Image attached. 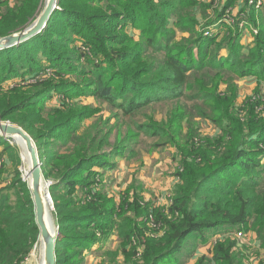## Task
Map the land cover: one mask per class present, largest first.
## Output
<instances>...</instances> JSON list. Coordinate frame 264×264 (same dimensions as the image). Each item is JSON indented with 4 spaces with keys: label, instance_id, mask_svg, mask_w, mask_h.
<instances>
[{
    "label": "trees",
    "instance_id": "obj_1",
    "mask_svg": "<svg viewBox=\"0 0 264 264\" xmlns=\"http://www.w3.org/2000/svg\"><path fill=\"white\" fill-rule=\"evenodd\" d=\"M10 1L0 0V37L32 23L44 4ZM237 1L201 24L198 12L209 13L214 1L58 0L40 33L0 50V121L32 136L53 181L56 264H86L112 234L120 245L107 254L122 255L123 264H185L191 245L210 241L212 255L198 264H245L240 249L250 248L235 236L241 230L264 248V20L253 7L230 23L227 9ZM248 77L257 85L239 104L237 80ZM9 80L16 84L4 90ZM89 97L116 123L109 116L87 124L103 111L85 104ZM162 104H169L162 120L146 112ZM197 116L220 132L199 134ZM141 135L176 150L166 209L144 201L139 182L119 199L102 189V169L115 168V156L135 155ZM10 140L0 135V148L20 163ZM1 183L0 264H21L40 241L34 203L19 170Z\"/></svg>",
    "mask_w": 264,
    "mask_h": 264
},
{
    "label": "rangeland",
    "instance_id": "obj_2",
    "mask_svg": "<svg viewBox=\"0 0 264 264\" xmlns=\"http://www.w3.org/2000/svg\"><path fill=\"white\" fill-rule=\"evenodd\" d=\"M203 1L207 3L214 1L215 6L209 11V13H205V11L203 10L198 12V19L201 24H205L209 18L214 19L215 15L211 14L212 11L214 10V8L217 9L222 8L226 0H203ZM258 1L259 0H246V1L238 0L233 6V8L227 9V14L231 19L234 20V21L230 20L229 22L234 23L239 17L240 13H242V11L245 12V15L249 16L253 12L252 11L254 9L253 7L259 10L256 11L254 9L255 17H259V21H260V14H262L263 16L261 18V21L264 20V12H261L259 7L257 6ZM263 1L264 0H262V2ZM10 2L13 3L14 0H11ZM12 3H9V5H13ZM44 4H45V0H44ZM44 4L43 6H41L40 10H38L36 14V18L42 11ZM241 8H243V10H241ZM4 11H5V7L2 8V12ZM30 24L31 23L29 22L27 25ZM241 25L243 26V24ZM219 27H220V23L215 24L212 28L214 31H216ZM131 31L133 32V30ZM242 40L244 43L250 42V38L248 35H246V37H243ZM33 80L34 79H29L26 82H30ZM15 84L16 81L13 80L7 81V83L4 84V90H7V88H9L10 86H14ZM237 85H238V103L240 104L246 98V96L251 95L253 93L257 85V80L255 77L241 78L237 80ZM262 91L264 92V83L262 85ZM57 102L58 100L56 98L52 99L49 102V106L54 105ZM84 103L100 105L103 110L100 115L90 120H87V124L95 121L97 118L100 117L105 119L111 116L112 114V112L109 111L108 106L99 103L92 97H89L86 101H84ZM146 112L152 115L155 120L160 121L167 116L169 112V104H162L153 109L149 108L147 109ZM143 118L144 115L141 116L139 120H143ZM5 122H10V121H5ZM110 122L116 123V119L113 116H111ZM194 122H195V127L199 129L198 131L199 134H201L202 136L204 135L215 136L220 132L219 128L215 125V123L208 118L204 119L197 116L195 117ZM114 135L115 134H113L112 136V140H114ZM10 142L14 153L19 154L21 158V162L17 164L13 163L10 153L9 152L3 153L2 149L0 148V163L2 162L5 165L4 166L5 173L3 174V176H0V181L2 182L1 185H4L6 183V179L14 175L17 172V170L21 172L23 180H28L25 176L26 170L23 161L22 147L14 139H11ZM159 142H163V141L158 139L157 137L141 135L140 143L137 145V148L134 147L136 151L135 155L113 157L112 161L116 163L115 168L106 169V170L102 169L104 175V183L102 189L103 190L105 189L110 195H114L119 199L121 195L122 196L125 195L124 192L128 191V188L133 183L135 182L142 183L144 181L145 182L143 183L144 189L142 190L144 195L143 198L145 197L144 201L146 202L150 201L151 204L154 206H161L162 208L165 209L168 208L170 204V194L172 192V196H173V190L177 183V182H172L171 179L175 178L174 170L178 165V157H175L174 155L176 152L174 147L165 144L158 145ZM101 177L103 178V176ZM153 198L155 200H153ZM51 204L50 206H52ZM52 211L53 209L51 207L50 213L53 221H55V217ZM222 234L223 233L221 232L220 235ZM156 235L157 234L154 231L153 232L149 231L145 234V236L148 237H154ZM244 238L245 235L244 237L242 236L241 239L243 240ZM210 242L207 245H203L201 243L197 245H191L190 252L185 257L186 259L185 264H196L198 262V259L203 255L211 256L212 254L210 250H212L213 242L211 243ZM119 245H120V239L115 234H112L107 239V241H104V243L102 244V248H99L101 247L99 245L96 251L87 255L86 257L88 261L87 264H98L101 262L104 264H123L122 255L117 257L116 260H113L111 259V255L107 254V251H110L111 253L116 252L118 250ZM245 245L250 248L249 250L247 248L245 251L243 247L240 249L241 252L245 253V257L247 259L245 260V264H264V248L262 251L258 253V248L253 247V244L250 245L245 244ZM193 250L196 251L193 253ZM41 252H42V248L39 241V244H37V246L31 252L30 258L31 257L33 258V264L41 263V257H42ZM254 257L255 258L259 257V260L254 259ZM254 260H257L258 262Z\"/></svg>",
    "mask_w": 264,
    "mask_h": 264
},
{
    "label": "water",
    "instance_id": "obj_3",
    "mask_svg": "<svg viewBox=\"0 0 264 264\" xmlns=\"http://www.w3.org/2000/svg\"><path fill=\"white\" fill-rule=\"evenodd\" d=\"M58 7V0H46L44 7L38 17L26 27L0 37V50L22 43L40 33ZM0 135L10 139L21 137L26 142V147L31 158V179L27 180L35 208V220L39 227L40 245L42 248L41 264H56V242L58 238V227L53 221L50 209L52 199L49 188L45 182L42 170V162L36 143L32 136L22 127L10 122L0 121ZM53 209V208H52ZM48 218L50 226L48 224Z\"/></svg>",
    "mask_w": 264,
    "mask_h": 264
},
{
    "label": "crops",
    "instance_id": "obj_4",
    "mask_svg": "<svg viewBox=\"0 0 264 264\" xmlns=\"http://www.w3.org/2000/svg\"><path fill=\"white\" fill-rule=\"evenodd\" d=\"M218 24V23H217ZM250 38V42H251V37H249ZM98 170H101V169H98ZM175 170H176V168H175ZM174 170V171H175ZM103 171V170H102ZM175 173V172H174ZM174 177H175V175H174ZM143 181V180H142ZM171 181L172 182H177V179H176V177L174 178V179H171ZM143 183H145L144 181L141 183L140 182V184L143 186V189H144V185H143ZM142 195H143V191H142ZM144 196V195H143ZM144 199H145V197H144ZM153 200H155L154 198H153ZM148 202H150V201H148ZM222 229V228H221ZM222 232H223V229H222ZM243 242L245 243V244H253V247H255V248H258V253L260 252V251H262L263 250V248L262 247H260V243H259V241H258V238H257V235L255 234V233H253V232H246V234H245V238L243 239ZM254 259H257V260H259V257H254ZM257 260H254V261H257ZM87 259H86V264H87ZM258 262V261H257ZM26 264H33V258L31 257V258H29V260H27V263Z\"/></svg>",
    "mask_w": 264,
    "mask_h": 264
},
{
    "label": "bare ground",
    "instance_id": "obj_5",
    "mask_svg": "<svg viewBox=\"0 0 264 264\" xmlns=\"http://www.w3.org/2000/svg\"><path fill=\"white\" fill-rule=\"evenodd\" d=\"M14 140L16 142H18L19 145L22 147L23 161H24V166H25V170H26V172L25 171L24 172H25L26 178L29 180V179H31V174H30L31 158H30L29 152H28L27 147H26V142L21 137H16ZM48 224L50 226L49 218H48Z\"/></svg>",
    "mask_w": 264,
    "mask_h": 264
},
{
    "label": "built area",
    "instance_id": "obj_6",
    "mask_svg": "<svg viewBox=\"0 0 264 264\" xmlns=\"http://www.w3.org/2000/svg\"><path fill=\"white\" fill-rule=\"evenodd\" d=\"M263 3H264V1L262 2V0H259V1L257 2V6L260 7ZM45 182H46L48 188H49V187L52 185V183H53L52 180H46V179H45ZM170 196H171L170 198L172 199V193L170 194ZM171 199H170V202H171ZM51 203H52V202H51ZM51 205H52V204H51ZM52 208H53V207H52ZM235 236L238 237V238H242V236L244 237V232H243L242 230H241V231H238V232H236ZM30 256H31V253H30L29 257H26V258L24 259V261H23L21 264H26V263H27V260H29Z\"/></svg>",
    "mask_w": 264,
    "mask_h": 264
}]
</instances>
